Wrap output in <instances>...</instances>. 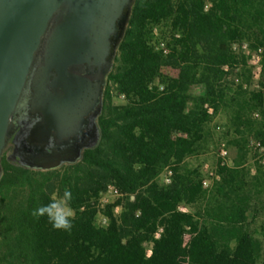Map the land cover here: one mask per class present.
Wrapping results in <instances>:
<instances>
[{
	"label": "trees",
	"instance_id": "obj_1",
	"mask_svg": "<svg viewBox=\"0 0 264 264\" xmlns=\"http://www.w3.org/2000/svg\"><path fill=\"white\" fill-rule=\"evenodd\" d=\"M243 44L264 48V0H134L109 75L124 103L109 95L96 149L61 173L0 164V264H259L264 165L247 162L258 152L250 140L264 148V91L252 87ZM219 113L218 139L237 159L203 188L199 159ZM164 170L169 184L158 181ZM108 186L119 196L102 205ZM65 188L73 227L58 231L31 212Z\"/></svg>",
	"mask_w": 264,
	"mask_h": 264
},
{
	"label": "water",
	"instance_id": "obj_2",
	"mask_svg": "<svg viewBox=\"0 0 264 264\" xmlns=\"http://www.w3.org/2000/svg\"><path fill=\"white\" fill-rule=\"evenodd\" d=\"M134 0H0V162L43 60L61 75L84 57L113 58L109 38ZM0 167V176H1Z\"/></svg>",
	"mask_w": 264,
	"mask_h": 264
},
{
	"label": "flooded vegetation",
	"instance_id": "obj_3",
	"mask_svg": "<svg viewBox=\"0 0 264 264\" xmlns=\"http://www.w3.org/2000/svg\"><path fill=\"white\" fill-rule=\"evenodd\" d=\"M124 8L109 38L113 58L105 63L84 57L67 67L63 75L42 62L43 74L31 79L26 103L16 113L1 162L33 173H49L77 165L85 151L94 150L101 138L99 119L109 99V75L118 46L128 28Z\"/></svg>",
	"mask_w": 264,
	"mask_h": 264
},
{
	"label": "rangeland",
	"instance_id": "obj_4",
	"mask_svg": "<svg viewBox=\"0 0 264 264\" xmlns=\"http://www.w3.org/2000/svg\"><path fill=\"white\" fill-rule=\"evenodd\" d=\"M249 51V50H248ZM253 51H249V53H252ZM163 73L165 75H168L170 77H176L178 75V70L177 69H173V68H165L163 70ZM252 87L254 89H261L264 91V81H261V77L259 78H254L252 79ZM109 92L112 95V105L114 106H121L123 105V98L122 96H119L115 90L114 87L110 84L109 87ZM200 92V88L199 87H193L191 88L189 94L190 97H194L197 96ZM191 101L188 103V108L191 107ZM225 124V116L221 113H219L217 116L214 117L213 119V124L212 125H216V138H214V143L210 145L209 149L206 151V153L199 159L200 162L203 163L202 165V172L205 175V179L209 181V172H215L217 165L219 164V159H218V152L219 149H221L222 147H224V149L227 151V166H233L234 165V161H236L237 159V152L235 150L234 147L228 146L226 144V142L224 140L218 139L220 136V132L222 130L223 125ZM250 146L252 147V145L250 144ZM253 148V147H252ZM254 162H259L262 165H264V153L263 152H257V156L253 157L250 156V158L248 159L247 162V167L252 168L254 165ZM58 172H62L58 171ZM166 172L167 170H164L161 175L158 178V181L161 184H164V177L166 176ZM254 173V170L251 169V174ZM214 180L209 181L210 183H212ZM110 187V186H108ZM108 187L107 190L102 194L101 199H100V204L104 205L107 203H111L113 201H115L118 197L114 196L113 194L108 192ZM54 194L57 195L56 191L54 192ZM58 196V195H57ZM184 208V207H182ZM186 211H188L187 208ZM119 213V209L117 208L115 214ZM104 223V221L102 222ZM261 226H264V212H262L258 218L255 220L254 224H253V229L255 231H258L259 228ZM259 264H264V246H263V252L261 254V258L259 260Z\"/></svg>",
	"mask_w": 264,
	"mask_h": 264
},
{
	"label": "built area",
	"instance_id": "obj_5",
	"mask_svg": "<svg viewBox=\"0 0 264 264\" xmlns=\"http://www.w3.org/2000/svg\"><path fill=\"white\" fill-rule=\"evenodd\" d=\"M242 50L249 55V59H248L247 64L251 67L252 78L254 79V78L261 77V74L263 71L264 48H258L255 51H253L252 53H249L247 45L243 44ZM204 108L207 110V113L209 115L213 114V110L211 107H209L208 105H205ZM250 143L252 146L257 148L259 152L264 153V148L261 147L258 142L254 141V140H250ZM227 156H228L227 151L224 149V147L219 149V152H218L219 164L218 165L220 167L227 166ZM208 175H209V181L218 179L215 172H209ZM170 178H171V171L167 170L166 176L164 177V184H169ZM209 181L206 179L203 180V182H202L203 188L210 187L211 183ZM108 192L113 194L116 197L119 196L117 190L113 186L108 187ZM116 210H117V208L115 209V212H116ZM180 211L187 212L186 209H184L182 207H180ZM158 236H159V232L156 234V237H158ZM183 239L185 242H187L188 236L187 235L184 236ZM147 255H150V250H148Z\"/></svg>",
	"mask_w": 264,
	"mask_h": 264
},
{
	"label": "clouds",
	"instance_id": "obj_6",
	"mask_svg": "<svg viewBox=\"0 0 264 264\" xmlns=\"http://www.w3.org/2000/svg\"><path fill=\"white\" fill-rule=\"evenodd\" d=\"M71 200V190L65 188L62 197L53 194L48 204L33 209L31 215L37 219L47 217L54 230L70 231L73 227Z\"/></svg>",
	"mask_w": 264,
	"mask_h": 264
}]
</instances>
